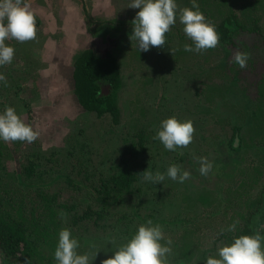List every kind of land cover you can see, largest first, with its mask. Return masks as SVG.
Returning a JSON list of instances; mask_svg holds the SVG:
<instances>
[{"label":"rangeland","instance_id":"374dc122","mask_svg":"<svg viewBox=\"0 0 264 264\" xmlns=\"http://www.w3.org/2000/svg\"><path fill=\"white\" fill-rule=\"evenodd\" d=\"M231 1L230 14L243 26L233 32L230 43L218 39L214 48L199 53L186 52L183 45L191 44L190 40L173 39L174 30L171 36L168 35L170 42L166 40V47L150 50L146 59L138 60L130 55V46L134 45V41L129 40L130 33L113 36L115 40L104 44L83 32L87 27L86 15L93 12L101 18H113L119 8L125 10L128 0H22L35 15L36 37L25 42L6 40L5 43L14 49L13 59L5 67L0 66V73L3 76L26 73L22 79L27 84L23 91L19 90L18 96L25 98L29 109L23 110L16 99L11 107L39 135L34 142L28 143L29 146L14 144L13 153L14 156L18 154V158L10 166L17 165L20 154L28 147L65 148V141L72 134L76 135L77 143L84 141L93 149L97 160H107L117 152V145L107 143L109 138L115 139L119 125L111 127L107 117L98 118L75 103L71 60L82 47L92 44L102 52L120 39L114 47H119L118 58L129 52V56L120 61L124 73L129 74L128 90L122 94V101H126V118L122 125L127 127L130 119L127 116L131 112L135 129L145 126L149 133L146 146L152 168L148 171L165 173L170 164H175L190 172V178L183 183L165 176L161 183H149L153 188L148 184L152 193L162 194L161 214L184 216L191 226L197 223L201 230L200 244L206 247L221 243L219 230L226 228L231 219L237 220L239 226L246 220L249 222L253 215L258 216L239 206L249 200L261 201L264 197V151L249 130L252 124L250 111L259 98L257 84L262 86L264 82V0H254L252 8L247 4L253 0ZM243 6L244 13L240 10ZM222 16V13H214L212 23L216 25ZM237 51L248 54L244 68L233 61ZM4 79L7 80L6 75ZM205 82H209L211 88L208 89L206 84L204 88ZM5 85L10 91L2 94L13 98L16 86L13 88L12 81ZM7 102L9 100L0 96V113L7 107ZM136 104L138 108L133 107ZM169 116L191 120L194 128L191 143L174 151L165 149L159 140L153 139L159 122ZM236 130L239 145L234 149L231 141ZM126 131L124 128L120 137ZM194 156L211 161L212 170L201 175ZM240 186L241 194H238L235 189ZM247 189L249 192L245 193ZM190 204L195 205L194 210L187 208ZM237 213L241 215L238 217ZM180 228L170 222L162 224L171 241Z\"/></svg>","mask_w":264,"mask_h":264},{"label":"trees","instance_id":"16d2710c","mask_svg":"<svg viewBox=\"0 0 264 264\" xmlns=\"http://www.w3.org/2000/svg\"><path fill=\"white\" fill-rule=\"evenodd\" d=\"M176 3L177 11L191 7L190 0H176ZM197 3L199 10L211 22L214 13H222L223 16L215 28L219 40L230 43L233 32L243 26L230 14L232 1L197 0ZM244 8L245 6L240 9L242 13ZM115 21L121 25H111ZM126 21L127 19L119 13L117 17L101 23L100 34L122 36L131 31V24H126ZM182 28L177 19L165 33V42H170L169 36L174 30L176 33H173V39L189 40ZM251 28L259 30L256 26ZM88 34L92 36L91 33ZM119 43L120 39L102 52L89 44L78 49L71 60L72 95L75 103L83 111L94 112L97 116L109 114L116 125L120 122L119 101L124 89L123 70L121 71L117 54L119 47L114 49ZM166 46L149 47V50L141 51V55L148 56L150 50H159ZM25 74H5L6 84L12 81L13 88L16 86L13 98L2 94L8 93L10 88L5 83H0V96L9 100L7 107H11L16 99L23 110L29 109L25 98L18 96L19 90L23 91V86L27 84V81L22 79ZM258 88V102L253 103L255 107L250 111L251 116L249 115L252 121L249 130L261 151H264V82L262 86L258 85ZM68 136L65 148L50 147L44 150L40 146L28 147L26 152L20 154L17 165L12 167V161L18 158V154L14 156L13 153L14 144H29L0 141L1 264H55L53 251L57 234L64 227L77 238L80 244L77 252H86L91 257L97 250L91 264H101L103 259L111 256L113 250L131 237L138 225L146 224L149 220L154 225L159 224L161 229L163 222L181 226L180 230L174 233V240L168 245L172 249L168 255L175 259L173 264H193L194 261L196 264H204L207 252H212L215 248H196L200 230L198 224L191 226L192 223L184 219V216L162 215V194L152 193L148 187L149 182L142 180V171L147 167V170L152 168L149 164L151 159L147 156L149 133L145 126L134 131L127 130L121 137L117 152L107 160L95 159L97 154L92 153L84 141L77 143L76 135ZM238 145L239 142L234 145L231 141L234 149ZM235 192L241 194V186L236 188ZM196 195L203 197L201 193ZM159 205L161 206L158 207ZM239 207L246 211L250 205L245 202ZM240 215L237 213L238 217ZM252 225L253 230L260 229V234H263V221H255ZM250 232L252 230L242 224L235 236ZM162 233L168 239L167 231L162 229ZM231 235L229 232L221 234V243L218 246L231 240Z\"/></svg>","mask_w":264,"mask_h":264},{"label":"clouds","instance_id":"9594fccd","mask_svg":"<svg viewBox=\"0 0 264 264\" xmlns=\"http://www.w3.org/2000/svg\"><path fill=\"white\" fill-rule=\"evenodd\" d=\"M191 7L180 8L177 11L176 0H130L129 8L138 9L131 21L129 40L135 42L138 51H147L149 47L165 45V33L178 19L182 31L191 41L184 44L186 52H202L214 48L219 39L215 25L207 20L199 10L197 0H190ZM36 37L35 15L26 2L22 0H0V65L10 64L14 49L5 41L14 39L18 42L33 40ZM248 54L237 51L233 61L240 68L246 66ZM0 82L6 84L0 73ZM194 128L191 120H178L169 116L159 122L153 139L159 140L167 150L187 146L193 138ZM39 132L22 121L12 107H6L0 113V141H23L32 143ZM193 159L199 163L198 171L206 175L212 170V162L205 157ZM145 182L161 183L165 176L183 183L190 178L188 170H181L177 165L170 164L165 173L151 172L147 168L142 171ZM62 214V213H61ZM238 224L233 220L226 228H221L219 234L233 232ZM164 243H161V241ZM264 236L260 232L252 235L241 234L233 236L227 244L216 249L215 256H208L204 264H264ZM170 239L163 236L161 226L147 221L138 225L136 231L123 244L113 250L112 255L101 261V264H167V256L172 249L168 246ZM80 244L66 227L57 234L53 251L55 264H91L97 250L90 257L86 252L78 253ZM196 264V261L193 262Z\"/></svg>","mask_w":264,"mask_h":264},{"label":"flooded vegetation","instance_id":"af4514ba","mask_svg":"<svg viewBox=\"0 0 264 264\" xmlns=\"http://www.w3.org/2000/svg\"><path fill=\"white\" fill-rule=\"evenodd\" d=\"M256 1H252V2H248V4H247V6H248V8L249 7H253L254 6V3H255ZM130 3V0H128V4ZM127 4V5H128ZM260 9H262V7H260ZM136 11H138V9H134V8H129V7H126L125 8V10H121L120 8L117 10V12H116V15H115V17H117V14H119V13H121V17H124V18H126L127 19V23L126 24H128V23H130L131 24V21H132V19H133V17H134V15H135V13H136ZM86 16H88V18L86 19V21H87V27H85V30H83V32H87V34L88 33H91V35L92 36H95V37H90V35H89V37H90V39H92V40H94V39H99V40H101L102 41V43H106L107 44V42H109L111 39H114L113 38V35H110V34H108V33H103V34H100L101 33V31H100V27L102 26L101 25V23H104V21L106 20V21H108V20H111L112 18H104V17H99V16H96V15H93V12H91L89 15H86ZM114 18V17H113ZM125 24V25H126ZM111 25H115V26H118V25H121V24H118V22L117 21H115V22H113V23H111ZM99 29V30H98ZM112 29H110V31H111ZM121 32V31H120ZM119 32V33H120ZM127 33H130V30L128 31V32H125V34H127ZM107 35H110V36H107ZM107 36V37H106ZM170 39V38H169ZM104 40V41H103ZM115 40V39H114ZM107 41V42H106ZM130 50H131V53H130V55L133 57H136V59H138V60H142V58L143 59H146L148 56H147V54L145 55V56H142L141 55V51H138L137 52V50H136V47H135V42H134V45H131L130 46ZM127 56H129V52L127 51L126 52V54H125V57L122 55V57H120L119 58V62L120 61H123V60H125L126 58H127ZM142 57V58H141ZM143 62V61H142ZM121 62H120V68H121V71H122V67H121ZM254 74V73H253ZM122 77H123V81H124V89H123V94L128 90V86H127V78L129 79V74L127 75V73H124V71H122ZM205 84L206 85H209V86H211V84H209V82H205V83H203V85H204V88H206L205 87ZM202 85V86H203ZM258 85H260V83L259 84H257V88H258ZM73 94V93H72ZM125 103H126V101L124 102V101H122V99L119 101V105H120V110H121V114H120V122L118 123V130H117V132L115 133V139H113V140H111V138H109V140H108V143L107 144H110L111 142H113L114 143V145H117L118 147L120 146V142H121V134H122V132H123V130H124V128H126V130H128L129 128L130 129H132V130H130V131H134V129H135V123L133 122V121H131V118H132V114H131V112H130V114H129V116H127V117H129L130 119H129V121H128V123H127V127H125L124 125H122L125 121V110H124V105H125ZM133 107H136V108H138V106H137V104L136 105H134ZM133 108H131V110H132ZM129 112V111H128ZM138 112H139V110H138ZM92 113H94V112H92ZM95 114V116L96 117H98V118H102V117H107V120H109L108 121V123H109V125L111 126H115L116 124L115 123H113L112 122V120H111V116L109 115V114H107V113H103L102 115H100V116H97L96 115V113H94ZM127 114V113H126ZM138 115H140V116H142L143 117V115L142 114H139L138 113ZM111 126V127H112ZM152 126L154 127V125L152 124ZM152 132V131H151ZM110 137V136H109ZM238 142H239V140H238V136H237V130H236V132H234V136H233V140H232V143L234 144V145H237L238 144ZM86 143V142H85ZM86 146H88V144L86 143ZM91 152H93V149L92 148H90L89 146L87 147ZM114 150V149H113ZM244 188V187H243ZM244 190V189H243ZM246 192H249V189H247L246 191H245V193ZM249 196H251V195H249ZM247 203V205H250V207L249 208H246V211L248 210L249 212H253V213H257L258 214V216L256 215L255 217H251V219H250V221L249 222H247L248 220H246L245 221V223H244V225H247L251 230H252V232H250V233H244V234H246V235H252V234H254V233H256V232H259L260 231V229H258V230H253L252 229V227H253V223L255 222V221H263L264 222V197L262 198V200L260 201V200H258V199H254V200H249V201H247L246 202ZM187 206V205H186ZM252 206H254L253 207V209L251 208ZM257 207V208H256ZM187 208H189V209H191V210H194L195 209V205L194 204H190V205H188L187 206ZM259 217H260V219H259ZM237 218V216L235 217V219ZM254 218H256V219H254ZM184 219H188V218H185L184 217ZM231 221V223H232V221H233V219H231L230 220ZM241 226V225H240ZM240 226H238V225H236V228H235V230L233 231V232H229L230 233V235H231V238L233 237V236H235V234H236V232H238V230H239V227ZM262 228L264 229V226L262 225ZM263 231V234H261L262 236H264V230H262ZM199 232V237L197 238L198 239V244L196 245V248L197 249H202V250H209V249H211V248H215V250H213L212 252H210V251H208L207 252V255H206V257H208V256H215V254H216V249L219 247L218 245L217 246H208V247H206V246H201V244H200V238H201V230H199L198 231ZM225 233H227V232H225ZM230 241V239L229 240H227V243ZM226 242H225V244H227ZM262 246H264V240H262ZM167 260H168V264H173V263H175V259L174 258H172L170 255H168L167 256ZM178 264H182L181 262H179Z\"/></svg>","mask_w":264,"mask_h":264},{"label":"water","instance_id":"95a60500","mask_svg":"<svg viewBox=\"0 0 264 264\" xmlns=\"http://www.w3.org/2000/svg\"><path fill=\"white\" fill-rule=\"evenodd\" d=\"M72 70V69H71Z\"/></svg>","mask_w":264,"mask_h":264}]
</instances>
